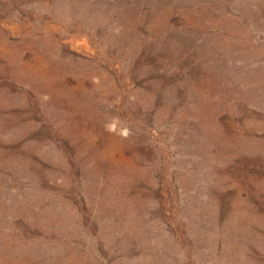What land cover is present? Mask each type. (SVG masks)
I'll use <instances>...</instances> for the list:
<instances>
[{
	"label": "trees",
	"instance_id": "trees-1",
	"mask_svg": "<svg viewBox=\"0 0 264 264\" xmlns=\"http://www.w3.org/2000/svg\"><path fill=\"white\" fill-rule=\"evenodd\" d=\"M10 1L0 2V19L32 33L60 18L57 0L38 16L29 11L44 0ZM89 2L87 12L86 2L69 0L70 27L95 53L69 54L100 67L103 86L76 69L62 77L83 86L72 93L69 118L35 89L10 95L2 148L20 203L6 214L0 208V264H229L222 262L229 246L245 264H259L264 220L235 217L264 211L255 142L264 141V109L245 94L249 84L226 81L233 44L252 42L226 27L250 30L245 9L252 7L244 0ZM91 9L106 29L92 28ZM114 118L128 126L124 163L100 158L82 130L61 124L105 130Z\"/></svg>",
	"mask_w": 264,
	"mask_h": 264
},
{
	"label": "rangeland",
	"instance_id": "rangeland-1",
	"mask_svg": "<svg viewBox=\"0 0 264 264\" xmlns=\"http://www.w3.org/2000/svg\"><path fill=\"white\" fill-rule=\"evenodd\" d=\"M23 1L29 6V4L34 3L36 0ZM82 1L86 2L85 6L88 12L91 2L89 0ZM260 1L264 2V0ZM8 2L12 3L10 0ZM47 2L48 0H44L37 3V5L35 4L32 8L36 9L31 8L29 13L33 16H38V13L41 11H49V7L52 6ZM56 2L57 11L60 14L58 22H52L44 26L43 29L36 28L35 32L37 33L28 31L14 20L0 19V208L4 210V214L9 209L16 208L20 203V198L17 197L20 195V190H18V186H14L16 184L15 182L9 181L10 176L6 168L7 153L2 148L6 142V124L10 123L6 119L5 114V111L9 108L10 95L20 98L18 96H23L26 90L35 89L34 91L37 90L40 93L38 95H40L42 102L47 107L54 108L58 114L61 115L62 112L65 115L61 116L69 118L73 109V102L71 100L72 93L75 90L77 91V89H82L83 86L81 84L76 88L70 81L63 83L61 78H67L73 69L80 71L81 79L86 78L88 80L90 74H93V82L97 86H103L102 83L105 78L100 67H92L76 62L74 60L80 59H73L69 54L72 51L82 56L91 57L95 53V48L92 46L88 37L83 35L84 33L80 28L77 27L74 29L70 27L72 9L69 0H57ZM244 3L246 6L249 4L252 7V10L245 9L248 11L247 14L253 23L250 30L246 29L245 32V28L243 29L240 25H234L233 27L227 25L226 32L228 33L233 28L239 36L246 39L250 38L252 42H244L241 44L243 41H240L233 44L237 47L236 49H233L231 46V51L234 55L226 56L229 59V63L226 64L228 69L226 81L229 88L231 84L237 86L240 82V87L245 85V83L249 84L251 88L245 94L258 100V105L264 109V3L260 5L258 0H244ZM102 6L106 7L107 5L104 4ZM93 8L95 9V7ZM97 10L102 11L103 8L99 9L98 7ZM91 11L93 13L90 14L89 18L93 25L92 28L94 30H100L98 26L101 25L103 29H106V21L103 20L102 16L98 17L96 15L99 12H95L93 9ZM252 26L258 28V32ZM244 32L247 33V36ZM226 40L229 44L231 43L228 37ZM215 44L222 45L223 42H217ZM240 44L241 46L239 47ZM234 60L237 61L236 64H234ZM230 66L231 71L229 72ZM13 80L20 81L21 83H18L16 87H12L10 81ZM251 81H254V84ZM14 89L21 92L13 91ZM237 90L235 88L230 93H235ZM262 115H264V112ZM64 123H70L72 127L82 130L87 143L97 146V155L100 158H104L115 164L117 162L124 163L127 160L125 149L127 148L129 131L127 123L124 120L116 118L113 120L110 119L106 125L107 130L90 126L88 122L81 120L72 121L65 119L61 124ZM259 125L264 126V122L260 120ZM255 142L258 143L257 147L260 150L258 162L262 165V172H264V141L258 140ZM249 144L250 142L246 140V145ZM15 175L17 173H14ZM87 181L89 187L92 189L94 183L91 179ZM259 192L264 193V181L260 182ZM261 198L259 199L264 210V195ZM249 218L248 213H241L240 215H236L235 221L241 223L250 220V222H257L259 224V221L262 222L264 220V211H262V215H258L257 213L253 215L249 214ZM260 240V243L263 244L261 250H263L264 234L260 235ZM231 250L233 251L230 246L227 251L225 250L222 262L229 264H245L247 262L239 250H234L233 253ZM258 263L264 264V258ZM127 264L131 263L128 262Z\"/></svg>",
	"mask_w": 264,
	"mask_h": 264
}]
</instances>
